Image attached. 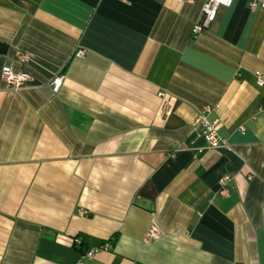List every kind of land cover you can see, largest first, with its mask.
<instances>
[{"label": "crops", "instance_id": "1", "mask_svg": "<svg viewBox=\"0 0 264 264\" xmlns=\"http://www.w3.org/2000/svg\"><path fill=\"white\" fill-rule=\"evenodd\" d=\"M205 1L0 0V264H264V10Z\"/></svg>", "mask_w": 264, "mask_h": 264}, {"label": "built area", "instance_id": "2", "mask_svg": "<svg viewBox=\"0 0 264 264\" xmlns=\"http://www.w3.org/2000/svg\"><path fill=\"white\" fill-rule=\"evenodd\" d=\"M180 3L192 2L194 0H177ZM234 0H206L201 8L202 21L195 25L193 31L195 33L201 31L203 28H207L212 21H214L216 12L220 7H230ZM248 7L251 10L260 8L264 10V0H248ZM83 50H77L75 56H83ZM18 60L22 63H26L31 59V54L23 51L17 52ZM1 79L5 83L7 88L18 90L26 87L29 83L33 81V75L23 69H14L10 66H3L1 68ZM65 79L64 74L58 73L54 75L51 79V89L54 93H57L61 88L63 81ZM262 76L257 73V84L262 85ZM158 96L161 101V114L165 116L171 110L169 100L165 91H159ZM209 109H205L200 112L193 122V127L197 130L199 136H201L205 143L207 149H219L226 145V142L218 135L217 125L218 121L210 120L208 118ZM243 131V128L240 129ZM230 177L228 175H223L219 179L220 193L227 195L230 190ZM159 238L158 230L156 227L151 226L145 235L146 242L156 241ZM81 239L76 238L74 242L80 243ZM104 246L103 248H107ZM95 251H89L86 253L87 257H92Z\"/></svg>", "mask_w": 264, "mask_h": 264}, {"label": "trees", "instance_id": "3", "mask_svg": "<svg viewBox=\"0 0 264 264\" xmlns=\"http://www.w3.org/2000/svg\"><path fill=\"white\" fill-rule=\"evenodd\" d=\"M82 248V247H81ZM85 250L84 249H80V253L84 254Z\"/></svg>", "mask_w": 264, "mask_h": 264}]
</instances>
